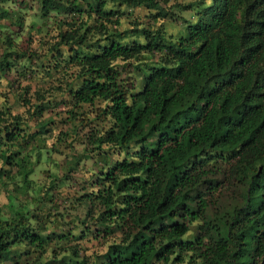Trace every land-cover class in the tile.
<instances>
[{
	"label": "trees",
	"instance_id": "1",
	"mask_svg": "<svg viewBox=\"0 0 264 264\" xmlns=\"http://www.w3.org/2000/svg\"><path fill=\"white\" fill-rule=\"evenodd\" d=\"M0 264H264V0H0Z\"/></svg>",
	"mask_w": 264,
	"mask_h": 264
},
{
	"label": "rangeland",
	"instance_id": "2",
	"mask_svg": "<svg viewBox=\"0 0 264 264\" xmlns=\"http://www.w3.org/2000/svg\"><path fill=\"white\" fill-rule=\"evenodd\" d=\"M148 13L149 12L146 9H142V8L135 10V16L142 17V19L145 21L146 25H148V23L150 25V23H151V20L146 16ZM182 15L185 16V18H187V19H190V20L194 19V17H191L190 11L183 12ZM161 22H162L161 20H158V22H156V24H160ZM164 23L166 24V29L168 32L174 33L177 30H180V31L183 30L182 25H180L179 23H175V22H171V21H168V22L164 21ZM77 177H78V181H80V184L75 185V187L78 188L80 185H82L83 182H81L80 176H77ZM215 198H216V200H218V202L225 205L228 202L235 200L236 191L234 190V188L232 186H227V187L219 190L217 192V194L215 195ZM2 200H4V199H2ZM60 204L62 205V206H60L61 208H64L63 205H66L68 208V204H65V202H61ZM68 211H69L70 215H72L74 213V210L71 208H68ZM189 236H190L189 234L185 235L186 238Z\"/></svg>",
	"mask_w": 264,
	"mask_h": 264
},
{
	"label": "clouds",
	"instance_id": "3",
	"mask_svg": "<svg viewBox=\"0 0 264 264\" xmlns=\"http://www.w3.org/2000/svg\"><path fill=\"white\" fill-rule=\"evenodd\" d=\"M208 3L211 4V0H208Z\"/></svg>",
	"mask_w": 264,
	"mask_h": 264
}]
</instances>
